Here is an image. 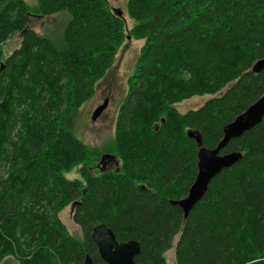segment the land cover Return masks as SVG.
<instances>
[{"label": "trees", "instance_id": "16d2710c", "mask_svg": "<svg viewBox=\"0 0 264 264\" xmlns=\"http://www.w3.org/2000/svg\"><path fill=\"white\" fill-rule=\"evenodd\" d=\"M126 10L144 44L104 154L110 170L76 137L75 119L126 38L121 19L107 0H0V262L105 264L91 238L104 224L118 242H138L135 264H167L170 250L173 264H264V118L220 151L240 158L186 217L172 204L195 180L199 148H215L264 94V70L252 72L264 58V0H127ZM63 12L58 43L28 26ZM219 93L198 110L174 108ZM69 205L80 237L60 222Z\"/></svg>", "mask_w": 264, "mask_h": 264}, {"label": "rangeland", "instance_id": "374dc122", "mask_svg": "<svg viewBox=\"0 0 264 264\" xmlns=\"http://www.w3.org/2000/svg\"><path fill=\"white\" fill-rule=\"evenodd\" d=\"M24 1L31 8L35 5V0ZM126 2L127 0H107L111 11L121 19L126 38L117 51L111 67L105 76L97 82L93 97L81 106L75 119L76 137L88 149L99 151L100 156L95 162V164H98H96L98 167L110 170L114 169L117 165L116 161L106 159L101 164L100 159L106 154V149L112 143L116 116L120 105L127 95V81L134 70L139 50L144 44V40H135L130 37V31L134 26V21L127 14ZM67 21L68 15L63 12L45 19L30 18L28 26L36 34L51 38L55 43H58V39H60L59 37ZM19 44V35H15L3 43V60L11 55L19 47ZM221 93L217 95L193 96L175 104L174 108L180 114L195 111L209 99L219 96ZM66 177L68 180L77 178V169L72 170ZM72 213V205H69L59 214V219L70 235L80 237L81 231L73 223ZM165 258L167 264H173L174 251H168L165 254ZM0 264H17V262L13 258H5Z\"/></svg>", "mask_w": 264, "mask_h": 264}, {"label": "water", "instance_id": "95a60500", "mask_svg": "<svg viewBox=\"0 0 264 264\" xmlns=\"http://www.w3.org/2000/svg\"><path fill=\"white\" fill-rule=\"evenodd\" d=\"M262 70H264V58L252 67L254 73ZM263 118L264 94L223 127L222 138L215 148H199L195 180L183 199L172 202L183 211L184 217L202 199L211 179L222 170L233 166L240 158V153L237 151L228 154H220V151L229 141L238 139L245 132L253 129ZM106 159L114 160L112 156L103 155L100 163H104ZM91 238L97 247L99 257L105 264H135L134 259L140 251L138 242L134 240L118 242L112 231L104 224H98L93 228ZM83 264H92L91 259L86 256Z\"/></svg>", "mask_w": 264, "mask_h": 264}]
</instances>
